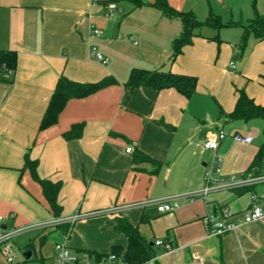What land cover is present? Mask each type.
<instances>
[{"label": "crops", "instance_id": "crops-1", "mask_svg": "<svg viewBox=\"0 0 264 264\" xmlns=\"http://www.w3.org/2000/svg\"><path fill=\"white\" fill-rule=\"evenodd\" d=\"M108 1L118 8L110 18L102 16ZM140 1L0 0V49L16 53L15 68L0 69V236L3 230L15 231L9 239L19 249L12 248L15 264L53 260L54 244L63 240L61 223L69 226L65 242L71 254V249L74 254L87 249L105 254L113 245L123 254L127 238L114 228L116 216L138 225L157 247L145 264H187L193 257L201 264H264V218L220 236L207 235L205 223L206 214L220 215L221 207L237 222L252 192H264V183L242 193L226 187L198 194L204 187L205 155L221 157L219 177L239 180L258 149L252 145L253 121L229 120L227 114L239 89L264 105V38L250 34L240 48V26H202L170 61L171 41L181 32V22L164 15L154 0ZM166 2L198 20L213 14L223 22L244 23L254 11L264 14V0ZM90 27L99 29L92 39ZM92 46L106 61L90 52ZM132 68L193 75L195 92L186 98L173 88L128 90L123 83ZM60 75L79 82L112 76L117 83L68 100L56 123L38 130ZM256 121L262 128V119ZM79 122L81 135L65 139L62 133ZM218 126L226 136L214 151L202 150L205 136ZM233 135L252 139L241 143ZM140 152L154 163L139 160ZM24 154L36 159L38 177L60 182L58 217L23 167ZM165 199L178 207L169 212L149 207ZM149 215L156 218L150 230ZM85 220L99 222L96 236H79L76 227ZM47 230L51 232L43 235ZM158 240L169 242L171 249L155 245ZM27 249L26 260L21 251ZM0 264H9L1 251Z\"/></svg>", "mask_w": 264, "mask_h": 264}, {"label": "trees", "instance_id": "trees-1", "mask_svg": "<svg viewBox=\"0 0 264 264\" xmlns=\"http://www.w3.org/2000/svg\"><path fill=\"white\" fill-rule=\"evenodd\" d=\"M135 5H141L140 0H132ZM153 6L158 8L164 15L168 17L178 18L182 28L178 36L171 41V53L169 60L173 61L175 57L181 53L182 48L191 42L194 30L202 26H213L219 28L221 26L238 25L241 27L240 48L245 44L248 35H253L258 39L264 38V14L254 11L252 18L246 22H223L216 15L210 14L204 20H198L191 11L175 10L166 0H154ZM16 65V53L13 50L0 49V69L4 71H12ZM197 79L193 75L174 73L169 70L144 68H132L129 71L123 86L128 90L135 87L145 86L155 90L164 88H173L181 95L189 98L194 92ZM117 81L112 76H105L99 80L91 82H79L71 80L64 75H60L54 85V88L47 100L45 109L40 118L38 130L45 129L56 123L58 115L63 109L66 102L74 98H82L92 94L99 89L114 85ZM264 86V79L262 80ZM262 119V142L259 144L251 162L246 168L243 177L248 173L251 175H260L264 173V105L256 104L252 98L248 97L242 89L237 90V98L233 110L227 114L229 120H249L252 118ZM82 123H73L69 129L62 133L65 139L77 138L82 132ZM139 160H145L154 163L155 160L143 153H138ZM36 159H30L28 154H24L23 167L28 169L32 178L37 181L41 187V192L46 203L54 216H59L61 206L57 201V194L60 189V182H52L42 179L36 174ZM255 185H246L236 187V192L242 193L251 189ZM143 216L140 222H143ZM62 231L68 230V224L61 223L58 225ZM114 228L123 233L127 238V245L123 251V260L125 264H145L154 257V245L147 241L139 230L138 225H132L124 216H116L114 219ZM26 246H32L29 243ZM89 254L101 257L104 254L97 253L94 250H84ZM110 252L120 253L121 248L113 245ZM220 264H227L221 262Z\"/></svg>", "mask_w": 264, "mask_h": 264}, {"label": "built area", "instance_id": "built-area-1", "mask_svg": "<svg viewBox=\"0 0 264 264\" xmlns=\"http://www.w3.org/2000/svg\"><path fill=\"white\" fill-rule=\"evenodd\" d=\"M95 4V2H92V5ZM102 9V16L106 18L112 17L113 13L118 10L117 5L113 1L106 2ZM98 34V28L90 27L88 31V39H92L93 37L98 36ZM90 52L94 54L99 61H106L104 56L101 53L95 51L93 46L90 48ZM228 67L231 70L234 69L235 65L232 60L228 63ZM225 136L226 133L222 130L221 126H218L205 136L201 143V149L214 151L217 148L219 142L224 139ZM233 139L241 143H249L252 139V136L233 135ZM130 149V147H126L125 151L129 152ZM221 163L222 159L220 156H213V160L209 163V166L203 174L204 187L198 194L204 196L212 189L240 187L264 183V173L255 176L248 173L245 177H242L239 180H234L232 177L221 178L218 176ZM262 202L264 203V192L253 191L251 194L249 207L241 213V217L237 222L228 218L230 213L227 207L220 208V215H218L217 212L207 213L205 216L206 234L209 236H220L224 233L235 231L242 224L264 218V205L261 204ZM177 207L178 205L173 199L159 200L156 202V209L159 212L173 211ZM76 216L77 215L74 214V216L69 218L67 221L71 222L76 218ZM1 221L2 217L0 216V223ZM2 232L3 233L0 236L1 254L9 264H15L14 253L12 251V246L9 243V239L12 237L15 231L3 230ZM68 233L69 230H65L62 235L63 240L57 241L54 244L53 264H125L121 253L116 254L109 251L101 257H96L95 255L89 254L86 251H82L79 254H71L65 242ZM155 245L161 246L166 250L171 249L170 243L167 241L165 242L158 240L155 241ZM187 264H201V262H199L197 257H193Z\"/></svg>", "mask_w": 264, "mask_h": 264}, {"label": "rangeland", "instance_id": "rangeland-1", "mask_svg": "<svg viewBox=\"0 0 264 264\" xmlns=\"http://www.w3.org/2000/svg\"><path fill=\"white\" fill-rule=\"evenodd\" d=\"M250 120L253 121V123H252L253 130H252L251 133L253 134L254 139L252 141V145L259 146V144L262 142V139H263L262 138V133H261V126H260V129H259V127H258L259 124L258 123L256 124L255 122H258L256 120H261V119L255 117V118H252ZM242 122H244V121H242ZM250 127H251V125H250ZM204 160H206V163H207V165L204 168L206 170L207 167L209 166V163L213 160V157H212V155H205ZM218 175H219V173H218ZM149 207H154L155 208L156 204L154 206L150 205ZM149 218H151L150 219V223L147 224L146 226H148L149 230H150V228L153 227L154 223L156 222L155 221L156 218H154L151 215H149ZM74 228H75V226L72 227V231H71L72 235L74 233ZM76 228H77V232L79 233L80 237L96 236L97 235L96 231H98V228H99V222L98 221H93V220H90V221L89 220H85V223H82L81 225L77 226ZM4 231H7V230H4ZM50 232H51L50 230L44 231L43 235H46V234L48 235ZM40 238H41V233L38 236H36L37 245H40V243H41ZM151 239H152V237H151ZM9 243L11 244V246H12L14 251H16V252L19 251V249L17 248L16 244H13V241L11 242V240H9ZM154 250L156 251L157 247H154ZM71 251L75 253V250L71 249ZM74 253H72V254H74ZM17 257H18V255H17ZM52 263H53V260H51V261L48 260V262L45 263V264H52ZM25 264H28V263H25Z\"/></svg>", "mask_w": 264, "mask_h": 264}, {"label": "water", "instance_id": "water-1", "mask_svg": "<svg viewBox=\"0 0 264 264\" xmlns=\"http://www.w3.org/2000/svg\"><path fill=\"white\" fill-rule=\"evenodd\" d=\"M1 228H5V226L4 225H1ZM21 255L23 256V258L24 259H29V257H30V250H23V251H21Z\"/></svg>", "mask_w": 264, "mask_h": 264}]
</instances>
